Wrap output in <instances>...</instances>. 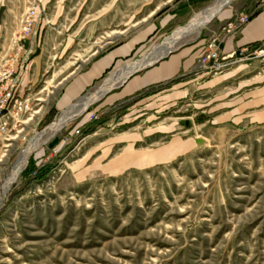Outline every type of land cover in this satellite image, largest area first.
Listing matches in <instances>:
<instances>
[{"label":"rangeland","instance_id":"rangeland-1","mask_svg":"<svg viewBox=\"0 0 264 264\" xmlns=\"http://www.w3.org/2000/svg\"><path fill=\"white\" fill-rule=\"evenodd\" d=\"M214 1L0 0V73L12 64L19 71L23 61L18 53L37 48L36 71L41 74L30 89L19 92L30 99L29 113L16 128L8 119L0 136V184L37 134L110 77L74 105L57 110L71 72L130 39H141L146 53L125 64L141 61ZM238 3L233 0L220 13ZM218 15L170 52L204 37ZM29 18L30 34L25 24ZM257 62L264 69V62ZM104 95L44 138L0 201V264H264V125L200 123L196 93L184 106L178 102L143 125L119 124L118 113H101L99 122L89 124L86 113ZM79 124L98 131L103 140L127 125L137 130L147 125L154 131L163 127L157 134L161 137L152 141L155 147L181 136L190 148L171 162L118 176L93 172L85 180L72 165L93 133H84L82 142H63ZM44 167L51 168L44 179L28 178L30 172L39 177Z\"/></svg>","mask_w":264,"mask_h":264},{"label":"crops","instance_id":"crops-1","mask_svg":"<svg viewBox=\"0 0 264 264\" xmlns=\"http://www.w3.org/2000/svg\"><path fill=\"white\" fill-rule=\"evenodd\" d=\"M235 13L248 14L250 21L226 39L224 53L264 40V0H239L238 5L218 15L213 29L207 31L204 37L192 45L169 52L164 58H159L129 75L121 84L106 92L95 110L104 115L118 113L119 124L143 125L150 116L170 109L178 102L184 106L190 96L196 93L200 123L227 126L264 125V69L259 62L237 66L216 76L197 73L205 42L212 32H217ZM156 29V26L151 27L149 35ZM141 41L130 39L112 47L94 57L85 69L67 76L56 103L57 110L74 105L98 81L107 75H110L109 79L112 78L126 66L127 61L142 57V53L146 52H143ZM19 54L23 61L21 66L26 67L25 74L20 76L18 91L24 93L41 76L36 71L39 68V50L33 48L22 53L20 51ZM143 105L146 108L136 110L135 107ZM130 110L134 112L126 113ZM145 115L149 116L145 119ZM112 122L114 123V119ZM185 123L186 121L183 124ZM125 128L126 126L122 127L121 131L104 140L98 138L101 134L98 131L88 136L84 141L85 146L81 148L72 165L74 171L85 180L91 173L98 171L108 176H118L128 169L151 168L171 162L190 148V142L181 136L172 137L165 144L155 147L152 141L161 137L157 134L162 132L163 127L159 131H154L147 125L141 130L128 125ZM167 130L166 132L172 131Z\"/></svg>","mask_w":264,"mask_h":264},{"label":"built area","instance_id":"built-area-1","mask_svg":"<svg viewBox=\"0 0 264 264\" xmlns=\"http://www.w3.org/2000/svg\"><path fill=\"white\" fill-rule=\"evenodd\" d=\"M37 8L34 9L35 13ZM30 19V18H29ZM27 20L26 32L32 31L33 20ZM250 21V16L245 13H235L232 18L227 21L217 32H212L204 45L202 55L199 59L197 73H205L209 76L223 74L233 68L248 64L253 61L264 62V40L245 47H237L229 53H224L223 48L226 39L242 29ZM22 67V66H21ZM24 66L17 71L12 64L0 73V136L6 132L9 124L8 119L14 121L13 128L20 123V119L29 113L32 108L29 98H21L19 96L20 75ZM101 112L92 110L86 113L87 121L90 124L100 121ZM86 126L76 127L66 135L64 139L65 145H72L74 139L83 141ZM79 142V143H80ZM57 149H53L52 154H58Z\"/></svg>","mask_w":264,"mask_h":264},{"label":"bare ground","instance_id":"bare-ground-1","mask_svg":"<svg viewBox=\"0 0 264 264\" xmlns=\"http://www.w3.org/2000/svg\"><path fill=\"white\" fill-rule=\"evenodd\" d=\"M232 1L233 0H215L209 8L194 17V19L191 20V22L186 27L178 29L173 36L167 38L164 43L157 46L151 54L141 61L134 62L131 65H126L115 76L106 80L103 85L99 87L94 93L90 94L89 97L82 99L71 109L65 112L56 123L47 129V131L37 134L32 140L31 144L19 156L15 166L13 167L12 173L8 175L2 184H0V201L4 199L7 191L18 180L19 176L26 168L30 155L46 141L44 140L45 137L50 138L55 135L64 126H66L68 122L72 121L76 116L85 112L89 105L98 100L107 91L121 84L129 75L145 65H150L152 62L170 52V50H172L181 40L186 39L195 32H198Z\"/></svg>","mask_w":264,"mask_h":264},{"label":"trees","instance_id":"trees-1","mask_svg":"<svg viewBox=\"0 0 264 264\" xmlns=\"http://www.w3.org/2000/svg\"><path fill=\"white\" fill-rule=\"evenodd\" d=\"M186 8V6H183V7H181V8ZM180 12L181 11H179V14H180ZM85 124H79V125H77V127H81V126H84ZM76 128V127H75ZM93 129L92 128H88L86 131H85V133H87V134H90V133H93ZM37 168V167H36ZM49 172H51V168L50 169H48V170H46V167H44V168H41L40 170H38V174H41L39 177H35V178H33V176H32V172H30V174L28 175V178H32V179H40V180H42V179H44L48 174H49Z\"/></svg>","mask_w":264,"mask_h":264},{"label":"water","instance_id":"water-1","mask_svg":"<svg viewBox=\"0 0 264 264\" xmlns=\"http://www.w3.org/2000/svg\"><path fill=\"white\" fill-rule=\"evenodd\" d=\"M169 53V52H168Z\"/></svg>","mask_w":264,"mask_h":264}]
</instances>
